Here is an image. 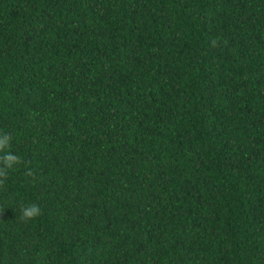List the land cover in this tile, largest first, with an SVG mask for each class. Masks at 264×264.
Masks as SVG:
<instances>
[{
    "label": "trees",
    "instance_id": "obj_1",
    "mask_svg": "<svg viewBox=\"0 0 264 264\" xmlns=\"http://www.w3.org/2000/svg\"><path fill=\"white\" fill-rule=\"evenodd\" d=\"M4 133L0 264H264V0H0Z\"/></svg>",
    "mask_w": 264,
    "mask_h": 264
},
{
    "label": "clouds",
    "instance_id": "obj_2",
    "mask_svg": "<svg viewBox=\"0 0 264 264\" xmlns=\"http://www.w3.org/2000/svg\"><path fill=\"white\" fill-rule=\"evenodd\" d=\"M11 142V137L8 133L0 136V148H6ZM3 160L8 168H14L19 161V156L13 151H6L3 155ZM42 208L38 202L27 201L25 202L19 212L20 220L24 222L32 221L42 215Z\"/></svg>",
    "mask_w": 264,
    "mask_h": 264
}]
</instances>
